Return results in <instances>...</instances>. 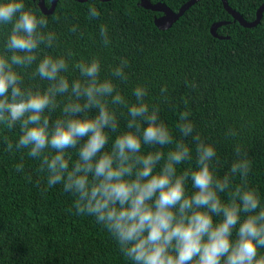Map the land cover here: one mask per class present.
Here are the masks:
<instances>
[{"label":"clouds","instance_id":"1","mask_svg":"<svg viewBox=\"0 0 264 264\" xmlns=\"http://www.w3.org/2000/svg\"><path fill=\"white\" fill-rule=\"evenodd\" d=\"M88 15L100 13L92 6ZM0 27V129L19 133L15 145L3 136L6 151L39 161L47 186L71 193L76 214L95 217L131 264H264V202L240 144L221 172L190 112L175 137L147 86L131 102L121 91L126 58L102 76L99 57L56 54L57 33L25 0H0ZM100 36L107 47L106 27ZM26 75L43 83L28 85Z\"/></svg>","mask_w":264,"mask_h":264},{"label":"trees","instance_id":"2","mask_svg":"<svg viewBox=\"0 0 264 264\" xmlns=\"http://www.w3.org/2000/svg\"><path fill=\"white\" fill-rule=\"evenodd\" d=\"M51 1L44 0L45 6L49 8ZM187 1L151 0L175 13ZM37 3L25 0L26 7L44 15ZM137 3L58 0L54 12L45 15L49 29L58 36L56 54L70 49L77 60L99 57L102 76L126 58L128 79L117 83L129 101L138 84L147 86L149 101L160 105L162 119L177 138L180 114L190 112L196 131L216 146L221 172L240 144L251 161L250 185L264 202V12L256 27L243 28L232 22L220 0H202L161 31L153 22L161 14ZM227 3L251 22L264 0ZM92 6L100 13L96 19L88 15ZM222 21L229 24L219 27L217 34L228 40L210 34L211 25ZM74 25L75 33L69 31ZM102 26L108 29L107 47L100 36ZM6 31L0 27V42ZM25 82L43 83L30 75ZM162 86L168 89L167 103L162 102ZM229 130L238 135H228ZM18 135L0 129V264H131L95 217L76 214L71 193H65L62 185L47 186L45 175L38 171L39 161L24 150L6 151L3 136L15 145ZM21 161L24 169L17 172L15 165Z\"/></svg>","mask_w":264,"mask_h":264},{"label":"water","instance_id":"3","mask_svg":"<svg viewBox=\"0 0 264 264\" xmlns=\"http://www.w3.org/2000/svg\"><path fill=\"white\" fill-rule=\"evenodd\" d=\"M38 8L44 15H50L54 12L58 0H52L50 7L45 6L44 0H37ZM78 3H85L88 0H74ZM100 2H109L111 0H98ZM202 0H189L184 5H182L178 12L171 11L166 5L162 3H152L151 0H138L137 6L144 8L146 10L160 13L161 16L154 17V25L157 29L164 31L169 29L175 22L181 18L186 11H188L193 5L200 2ZM224 10L231 16L232 22L238 23L243 28H254L256 27L262 19V14L264 12V4H262L255 13V19L251 22H248L242 18V16L235 12L227 3V0H220ZM229 24L228 21L217 22L211 25L210 34L213 38L218 40H228L227 36H220L217 34V30L219 27Z\"/></svg>","mask_w":264,"mask_h":264}]
</instances>
